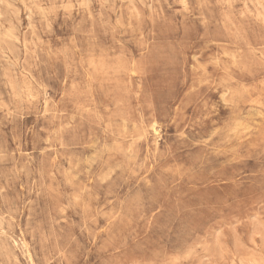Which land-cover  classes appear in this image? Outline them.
Returning a JSON list of instances; mask_svg holds the SVG:
<instances>
[{
	"label": "rangeland",
	"instance_id": "rangeland-1",
	"mask_svg": "<svg viewBox=\"0 0 264 264\" xmlns=\"http://www.w3.org/2000/svg\"><path fill=\"white\" fill-rule=\"evenodd\" d=\"M0 264H264V0H0Z\"/></svg>",
	"mask_w": 264,
	"mask_h": 264
},
{
	"label": "bare ground",
	"instance_id": "bare-ground-1",
	"mask_svg": "<svg viewBox=\"0 0 264 264\" xmlns=\"http://www.w3.org/2000/svg\"><path fill=\"white\" fill-rule=\"evenodd\" d=\"M88 5V4H87ZM133 6V5H132ZM134 11H136V10H134ZM25 54V53H24ZM31 78V77H30ZM64 92V91H63ZM156 126V125H155ZM154 129V128H153ZM100 235V234H99ZM18 240V239H17ZM15 245V244H14ZM190 252V251H189ZM189 254V253H188Z\"/></svg>",
	"mask_w": 264,
	"mask_h": 264
}]
</instances>
